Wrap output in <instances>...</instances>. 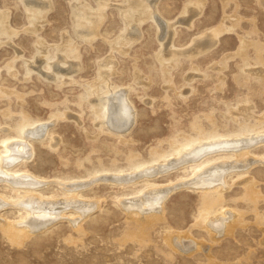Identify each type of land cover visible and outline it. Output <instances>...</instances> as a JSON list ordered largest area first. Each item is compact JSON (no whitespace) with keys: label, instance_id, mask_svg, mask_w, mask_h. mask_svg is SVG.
<instances>
[{"label":"rangeland","instance_id":"374dc122","mask_svg":"<svg viewBox=\"0 0 264 264\" xmlns=\"http://www.w3.org/2000/svg\"><path fill=\"white\" fill-rule=\"evenodd\" d=\"M143 1L0 0V151L4 138L10 149L24 141L30 155L9 167L37 175L45 196L58 189L55 177L70 176L90 182L79 198L99 197L78 224L69 220L78 215L71 208L16 242L1 227L19 215L10 199L0 207V264H264V143L242 162L251 167L230 171L226 186L203 192L178 185L190 168L148 182L90 176L95 168L163 158L204 136L264 131V0ZM140 6L151 15H134ZM84 15L90 26L80 36ZM115 86L134 111L123 133L105 124L104 97ZM41 123L42 137L28 134ZM174 185L162 219L145 222L146 211H127L118 201L144 186L146 192ZM209 196L219 197L213 212L237 215L230 232L211 231L213 239L199 216V202ZM171 235L177 246L168 243ZM182 239L199 246L185 249Z\"/></svg>","mask_w":264,"mask_h":264},{"label":"bare ground","instance_id":"6f19581e","mask_svg":"<svg viewBox=\"0 0 264 264\" xmlns=\"http://www.w3.org/2000/svg\"><path fill=\"white\" fill-rule=\"evenodd\" d=\"M27 2H28V0H27ZM140 3H142V2L140 1ZM142 6H140L141 9L139 11L137 10L138 12L136 14H134L135 11L133 13L134 15L139 16V18H141V16H144L146 13L150 14V12H151V10L149 11V9L144 8ZM152 9L154 10V7ZM130 10H132V9H130ZM153 13H152V15H154ZM157 16H159V15H157ZM83 17L87 18V16L85 17V15L81 16L77 22V28L79 26L82 27V28H79L80 29L79 31H81L79 33V34H81L80 36H82V34H84V36H85L86 33L88 32V31H86V28L88 26H90V21L86 20L87 22H84ZM154 19L155 18H153V20ZM158 19H159V17H158ZM160 21H162L161 17H160ZM163 22H164V19H163ZM96 23L97 22H95L94 24H96ZM159 23H161V22H159ZM165 23L166 22H164V24ZM94 24H92V25L94 26ZM135 26H136V24H135ZM135 26H134V28H136ZM162 26H163V24L161 25V27ZM129 27H131V26H129ZM134 28H133V30L130 29L131 31H133V34L135 33ZM126 30H128V29H126ZM165 30H167V29H165ZM129 36H130V34H129ZM134 36L137 37V34H135ZM169 36H170V34H169ZM162 37L164 38L165 35L163 34ZM127 38H128V35H127ZM130 40H131V38H130ZM125 43L128 44V42L127 41L125 42V40L120 44H122L124 46ZM127 44H125V46ZM70 65H72V64L70 63ZM103 104L106 105V111H105L106 121H105V124L107 125V127L114 129L118 132H122V133L126 132L127 129H129L133 123V113H134V111L131 107L130 101L126 95V91L118 88L117 86L113 87V89H110L107 92V95L104 97ZM97 109H98V107H97ZM96 112H98V111H96ZM44 126L45 125L41 123V125L39 124V125L35 126L32 130H29L28 134L32 135L35 138H40L44 134V131H45ZM235 136H239V135H235ZM244 136H246V137L238 138V137H234L232 135H230V136H218V135L204 136V137H201L199 139L193 140L184 146H179V147L175 148L171 152H168L167 154H165V156L163 158L158 157V158H154L153 160L147 161V162L141 161L137 165H135L134 167H131L129 169L117 168V169L106 170V169L95 168L93 170V172L90 174V176H96L98 174L105 173V175L100 176V177H95V178L98 179V181H103V179L105 178V179H108L109 181H111L113 183H117V184L126 183V182H133L135 180L142 179L144 177H147V179H144V180L148 182V180L152 181V179L154 177H157L159 174H164V176H165V173L172 171L173 169H177V168L189 169L190 168L192 170L187 174L186 178H184L183 181H181V183H179L178 185L185 186V187L190 188V189L194 188V189H197V190H200L203 192L205 190L213 189L217 186H221V187L226 186L227 180L225 181V175L227 173H230V171H233V170L240 173L241 169L243 170L245 167H247L250 164L248 162L249 164L247 166L245 165V167H244V164L242 165V162L245 163V161H246L245 157L247 155H250V148L251 147L259 145L260 143H264V131L256 130L253 132H249L248 135L245 134ZM2 143L5 146V150L0 151V157L3 156L2 162L0 161V184H2V188L6 192L0 193V207L7 204L8 202H11L10 199H14L13 202H11V203H13L16 206L17 212L19 214L16 221H14V219H12V220L9 219L10 221L4 220L1 223L2 230H3L4 234L6 235L7 239L9 238L10 240L16 242L23 237H24V239H25V237L29 238L31 233L36 234L34 232L41 230L42 228L47 226V224H49L51 222V219L57 218L58 216L62 217V215L65 216V213L67 212V210L68 209L70 210L71 208L75 209L77 211L76 213L78 215L74 216V217L72 216L71 218H69V220L73 221L74 225L78 224L80 222L81 218L89 215L90 211H92L94 208L97 207L99 197L97 199H93V200L89 199V198L81 199V198H79V195H78V192H81L82 190L84 191V189L86 191L87 188H85V187H87L90 184V182H73V181L69 182V180H72V178H74V177H70V176L65 177V178L55 177L56 178L55 183L57 184L58 189L53 191L48 196L43 195L40 192V188H41L40 186L43 185L45 182L40 180L37 175H35L29 169L27 170V169L20 168V167H18V169H13V168L9 167V166H13V165L17 166L21 157H25V156L30 155L29 148L25 144V142L24 141L14 142L11 145V149H10V147H8L6 145V138L3 139ZM10 151H12V153L8 154V152H10ZM221 156H223V157H221ZM228 157H230L232 161H230V160L226 161V159ZM23 164L24 163H21L20 165L22 166ZM226 176H228V175H226ZM100 178H102V179H100ZM171 180H169V181H171ZM244 180H246V179H244ZM66 181H68V183H66ZM249 181H251V180H249ZM153 182H156V181H153ZM249 184L251 185V182ZM154 185L155 184H153V186ZM159 185H161V184H159ZM156 186H158V184H156ZM246 186H248V185H246ZM146 187L147 186H144V188L142 187V189H140L139 191L134 190L133 191L134 193L133 192L132 193L135 195L133 196L131 194L132 197H127V198L121 199L119 196L118 201H119L120 205H122L124 207V209L127 211L129 209H134L135 212L137 210V211L141 212V214H143L146 211V215H148V216H146L147 220H145V222H149V221L151 222L154 218L156 220L162 219L164 217V215H162V214H163L164 207H165V206H163V203L166 201L165 199H167V196H169V194L172 193L171 191L174 190V188L177 186L176 185L171 186V187L167 186L165 188L163 187L164 189L161 188L160 190L158 188H157L158 190H155L153 188V190L145 192L143 189H145ZM6 188H8V189L6 190ZM38 188H39V190H38ZM134 189H136V188H134ZM244 190H245V188H244ZM246 190H249V188L248 189L246 188ZM247 193H249V192H247ZM137 194H139V196H136ZM124 195H123V197H124ZM58 196H72L74 198V200L73 201L70 200L68 202L63 201V203H61L59 201H55ZM202 198H203V200L201 202H199V207L201 206V208H202L200 213H199V216H200V219L202 220V222L204 223V225L207 227L208 231H210L209 232L210 238L213 239L215 237L214 235H218V234L220 235L222 232L224 234L226 230H229V232H230V229L232 228V223H233V221H235L234 218H235L236 214L231 212V210H229L230 212H228V211L223 212L222 211L223 213L216 214L217 212L215 213L212 210H213L214 206L217 203H219L218 202L219 197H215V196L210 197L209 196L208 198H205V197H202ZM223 207H225V206H223ZM232 211H234V210H232ZM52 215L53 216L55 215L56 217H51ZM66 216H68V215H66ZM236 218H238V217H236ZM142 226H144V225H142ZM211 231H212V233L214 232L216 234L212 235ZM139 232H140V230H139ZM38 233H40V232H38ZM143 233L144 232H142V234ZM184 235H185V233H184ZM181 237H179V238H181ZM173 238H174V236H172V235L169 236L168 237V243L171 244L172 246L173 245L177 246L178 243L175 242ZM9 239H8V241H9ZM23 241H25V240H23ZM194 242H196V241H194ZM194 242L190 239L189 240H186V239L181 240V243L184 245L185 249H187L189 247L188 244L194 245L195 248H198L199 244L198 243L196 244ZM8 243H10V245H12L11 242H8ZM145 244H147V243H145ZM182 251H183V249H182Z\"/></svg>","mask_w":264,"mask_h":264}]
</instances>
